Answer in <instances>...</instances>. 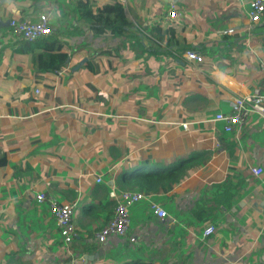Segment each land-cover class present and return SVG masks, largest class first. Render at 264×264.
<instances>
[{"label": "crops", "instance_id": "0c3cea01", "mask_svg": "<svg viewBox=\"0 0 264 264\" xmlns=\"http://www.w3.org/2000/svg\"><path fill=\"white\" fill-rule=\"evenodd\" d=\"M80 1L0 0V120L10 122H0V136L8 132L0 140V152H8L0 169V264H264V187L251 172L260 166L264 177V117L252 112L233 132L210 121L229 110L233 95L264 89V15L250 22L251 0H87L94 7L118 3L126 14L119 36H96L79 16ZM171 2L179 12L172 19ZM48 8L51 32L72 54L71 72L60 75L54 97L33 98L44 74L23 50L32 42L3 22L35 21ZM188 49L202 63L183 58ZM83 57L97 61L96 73L88 70L92 62L73 70ZM175 90L177 114L169 103ZM78 93L89 98L78 103ZM194 151L206 152L203 163L168 191L149 194L166 218L144 199L129 208L125 236L96 241L123 168L137 172L149 157L170 167ZM225 180L227 207L226 193L219 196ZM38 190L73 205L77 233L68 248L47 204L36 202ZM208 223L216 230L202 239Z\"/></svg>", "mask_w": 264, "mask_h": 264}, {"label": "built area", "instance_id": "2783aa9c", "mask_svg": "<svg viewBox=\"0 0 264 264\" xmlns=\"http://www.w3.org/2000/svg\"><path fill=\"white\" fill-rule=\"evenodd\" d=\"M167 18H176L179 12L175 5L171 2L168 8ZM124 11V10H123ZM52 9H46L38 15L35 21H29L20 18H11L9 26L13 34L23 39L26 42H32L44 35L51 33L50 16ZM124 15H126L124 13ZM264 15V0H251L247 9V16L251 23L259 21ZM183 57L195 64H200L203 61L202 55L194 50L188 49L183 52ZM63 70L54 69L53 73L62 75ZM218 80V79H217ZM39 93V88H34V94ZM230 108L228 111H217L212 116L210 121L221 124L224 132H233L239 129L245 121L250 117L252 112H256L264 117V89L254 87L246 94H237L231 97ZM180 126L187 130L188 123L181 122ZM251 172L256 177L260 178L261 185L264 187L263 169L260 166L251 168ZM96 182H100L102 177L100 174L95 178ZM109 196L114 200V208L110 218L103 224L94 234L97 242L103 243L108 237H121L125 235L130 224L129 208L140 202L148 199L149 194L138 189H120L118 191L111 190ZM35 200L38 203L45 202L49 213L53 218L58 232L61 236L64 247L68 248L76 236V227L73 222V205L70 203L59 202L53 195L48 194L45 190H38L35 193ZM149 200V199H148ZM150 210L159 219H164L168 216L166 210L153 200H149ZM264 214V203L261 208ZM214 224L208 223L201 230V238L205 239L215 232ZM133 241V238H130Z\"/></svg>", "mask_w": 264, "mask_h": 264}, {"label": "trees", "instance_id": "16d2710c", "mask_svg": "<svg viewBox=\"0 0 264 264\" xmlns=\"http://www.w3.org/2000/svg\"><path fill=\"white\" fill-rule=\"evenodd\" d=\"M80 13L79 16L84 20V23L86 25H89V28L93 30L94 35H101L103 32H106L107 30L110 31V33L115 36H119L122 32H124L123 26V16L124 13L122 12V6L118 3L109 2L100 6L94 7L92 3H90L87 0L80 1L79 4ZM24 41V40H23ZM59 40H56V36L54 32L52 31L50 34L44 35L30 43V45L23 50L27 53H31V61L33 65L35 66L36 70L40 73L44 74V78H41V85L42 87L39 89V93L33 97V98H51L54 97V90L55 87L61 84L62 77L60 75H57L53 73L54 69H61L65 72H71V68L68 66V59L69 57H72V54L69 53L67 50H62ZM86 43H84L85 45ZM58 45L57 47L54 46L53 50L51 46ZM143 49V48H142ZM186 49V48H184ZM86 51V50H85ZM179 53V52H178ZM87 57H89V54L85 52ZM119 57V54H116ZM179 57L180 54H178ZM87 60L85 63H91L88 66V70H90L93 74L96 73L98 70L96 67H94L93 63L98 66L97 61H90ZM183 63H187L185 60ZM57 77V78H56ZM85 85L87 87H90L91 95H96V90L93 88V85H91L88 81L85 82ZM201 87V86H199ZM72 88V84H67V89L69 90ZM216 88L219 89L218 86ZM167 86H163V88L159 90V94H161V98H165L164 96L167 94ZM156 91V90H155ZM171 91V89H170ZM221 91H223L221 89ZM178 90L174 91V95L172 96V100L169 101L170 105H173L174 108L173 112L177 114L178 109H180V106L176 105ZM171 94V92H170ZM55 98H59V95L56 94ZM78 100L76 102L80 103L79 98H86L84 101H87L86 96H82L81 93H78L77 95ZM165 101V100H164ZM167 102V101H166ZM160 107L164 108L163 101H159ZM86 106V105H85ZM160 108V110L162 109ZM166 109V108H165ZM147 115L150 114L151 110L147 108L146 110ZM159 120H166V117L163 113H159ZM3 121L4 124L8 126L10 124L9 119L3 118L0 120V122ZM12 121H15L14 119ZM178 121H184L183 117H178ZM8 134V132H3V134L0 136V140L4 138V135ZM7 150H2L0 152V169L3 171L8 163ZM206 152H200V151H194L188 156L187 158L181 159L179 162L173 164L170 167H165L162 162H156L150 161L149 158H146L147 160H144L145 163L142 164V167H140L137 172L133 171V168H123L120 173V178L117 180L119 187L121 189L123 188H129V189H138L141 191H144L147 194H151L153 192H157L158 190L162 191H168L173 184L181 180L186 171L194 167L200 163H203V160L205 159ZM149 167V168H148ZM14 170H18L19 174L21 172V168H13ZM18 176V175H17ZM225 180L223 182V188L224 190L220 192L219 196H223L224 193L227 195L228 202L227 203H221L223 206L227 207L231 203V194L227 191V188L225 186L226 184ZM213 202L216 204L218 203L216 201V195L213 198ZM220 202V200H219ZM197 217L201 218L200 215H196ZM125 264H143L139 260H129L125 262Z\"/></svg>", "mask_w": 264, "mask_h": 264}, {"label": "water", "instance_id": "95a60500", "mask_svg": "<svg viewBox=\"0 0 264 264\" xmlns=\"http://www.w3.org/2000/svg\"><path fill=\"white\" fill-rule=\"evenodd\" d=\"M3 24L8 25L9 24V20H7L6 22H3ZM87 61V57H83L79 60V62L73 66V70L77 69L78 67H80L83 63H85Z\"/></svg>", "mask_w": 264, "mask_h": 264}, {"label": "rangeland", "instance_id": "374dc122", "mask_svg": "<svg viewBox=\"0 0 264 264\" xmlns=\"http://www.w3.org/2000/svg\"><path fill=\"white\" fill-rule=\"evenodd\" d=\"M184 58V57H183ZM169 62H171V61H169Z\"/></svg>", "mask_w": 264, "mask_h": 264}, {"label": "bare ground", "instance_id": "6f19581e", "mask_svg": "<svg viewBox=\"0 0 264 264\" xmlns=\"http://www.w3.org/2000/svg\"><path fill=\"white\" fill-rule=\"evenodd\" d=\"M123 236H125V235H123Z\"/></svg>", "mask_w": 264, "mask_h": 264}]
</instances>
